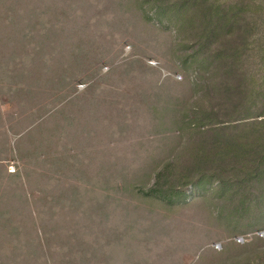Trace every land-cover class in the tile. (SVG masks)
I'll list each match as a JSON object with an SVG mask.
<instances>
[{
  "label": "rangeland",
  "instance_id": "rangeland-1",
  "mask_svg": "<svg viewBox=\"0 0 264 264\" xmlns=\"http://www.w3.org/2000/svg\"><path fill=\"white\" fill-rule=\"evenodd\" d=\"M143 1L47 0L40 4L68 2L87 8L80 18L67 23L76 26L75 32L61 35L71 43L82 40L88 53L94 46L92 58L81 66H86L92 78L78 87L81 94L88 92L85 98L89 99L69 106L78 114L73 125L62 127L47 119L35 131L37 148L24 145V136L42 118L35 122V117L22 114V99L0 96L4 115L0 120V161L7 172L20 169L25 186L27 173L31 191L41 189L43 194L57 197L70 186L81 187V207L66 208L69 202L60 201L55 208L54 214L70 219L65 229L68 238L60 240L58 227L56 236L52 233V212L40 206L44 211L39 221L41 235L53 264H212L230 242L243 245L255 236L264 238L263 226L251 220V213L238 221L217 216L222 210L229 214L237 201L254 203L250 193L233 196L229 191L217 192L214 184L206 194L190 190L188 202L171 207L156 200L144 203L131 194V188L122 190L125 180L136 186V193L144 184L154 185L157 164L170 161L184 147L186 134L176 130L174 109L179 110L189 99L198 100L193 97L197 74L188 78L179 66L176 29L166 25L167 19L161 23L146 18L149 12L144 10L154 1L142 5ZM148 15L152 17L154 11ZM62 106L56 108L60 116ZM51 139L61 142L55 149L59 154L65 153L64 144L71 141L67 155L72 163L82 164L85 175L70 170L68 177L59 176L58 162H52L49 155V146L55 147ZM117 184H121L119 192ZM89 210L90 217L86 215ZM75 219L81 225L78 229L72 223Z\"/></svg>",
  "mask_w": 264,
  "mask_h": 264
},
{
  "label": "trees",
  "instance_id": "trees-1",
  "mask_svg": "<svg viewBox=\"0 0 264 264\" xmlns=\"http://www.w3.org/2000/svg\"><path fill=\"white\" fill-rule=\"evenodd\" d=\"M153 1L144 11H154V15L145 16L161 23L167 19L166 25L176 29L179 66L188 78L197 74L193 97L198 100L189 99L182 108L174 109L176 130L186 134L184 147L170 161L157 164L154 185L144 184L136 193V186L125 180L122 190L131 188V194L143 202L156 200L171 207L188 202L190 190L206 194L214 184L217 192L250 193L254 203L237 201L229 214L222 210L217 216L238 221L251 213V220L264 230V0ZM44 2L47 0H0V96L22 99V114L35 117V122L42 118L24 136V145L34 148L35 131L48 123L45 120L52 119L62 127L73 125L78 114L69 106L89 99L85 98L88 92L81 94L78 87L92 78L86 66H81L92 58L94 46L88 53L82 40L76 44L61 38L65 31L75 32L76 26L67 23L80 18L87 8L68 2L40 5ZM141 4L149 5V0ZM61 104L65 108L60 116L56 108ZM3 116L0 108V120ZM58 116L61 122L55 120ZM50 142H55L48 150L52 162H58L59 176L68 177L70 170L85 175L82 164L72 163L67 155L71 141L64 144V154L56 152L61 142ZM17 150L21 155V148ZM23 174L20 169L8 173L0 161V264H53L41 235L39 221L44 211L40 206L52 212V233L56 236L58 227L61 240L67 237L70 219L54 214L55 208L60 201L69 202L66 208L81 207V187L70 186L58 197L43 194L41 189L33 192L27 173L25 186ZM151 177L149 174V180ZM120 186H116L118 192ZM77 222L72 223L78 229ZM215 261L212 264H264V238L255 236L243 245L230 242Z\"/></svg>",
  "mask_w": 264,
  "mask_h": 264
},
{
  "label": "built area",
  "instance_id": "built-area-1",
  "mask_svg": "<svg viewBox=\"0 0 264 264\" xmlns=\"http://www.w3.org/2000/svg\"><path fill=\"white\" fill-rule=\"evenodd\" d=\"M13 172V171H12Z\"/></svg>",
  "mask_w": 264,
  "mask_h": 264
}]
</instances>
